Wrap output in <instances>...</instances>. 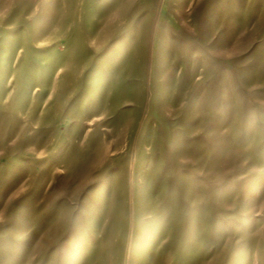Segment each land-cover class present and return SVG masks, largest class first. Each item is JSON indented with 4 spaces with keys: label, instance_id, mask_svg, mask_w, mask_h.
<instances>
[{
    "label": "rangeland",
    "instance_id": "374dc122",
    "mask_svg": "<svg viewBox=\"0 0 264 264\" xmlns=\"http://www.w3.org/2000/svg\"><path fill=\"white\" fill-rule=\"evenodd\" d=\"M0 264H264V0H0Z\"/></svg>",
    "mask_w": 264,
    "mask_h": 264
}]
</instances>
